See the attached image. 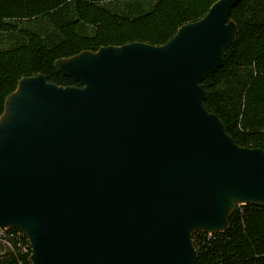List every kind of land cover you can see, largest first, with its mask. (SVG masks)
Masks as SVG:
<instances>
[{"label": "water", "instance_id": "95a60500", "mask_svg": "<svg viewBox=\"0 0 264 264\" xmlns=\"http://www.w3.org/2000/svg\"><path fill=\"white\" fill-rule=\"evenodd\" d=\"M241 1L219 0L163 46L57 61L80 87L19 82L0 118V231L27 237L32 264H196L193 233L264 207V151L204 106Z\"/></svg>", "mask_w": 264, "mask_h": 264}, {"label": "trees", "instance_id": "16d2710c", "mask_svg": "<svg viewBox=\"0 0 264 264\" xmlns=\"http://www.w3.org/2000/svg\"><path fill=\"white\" fill-rule=\"evenodd\" d=\"M219 0H0V118L23 78L80 87L55 64L82 52L130 43L167 44L184 25L201 20ZM236 41L223 67L205 79V108L242 148L264 151V0L231 10ZM196 264H264V207L237 208L227 231L192 235ZM18 229L0 231V264H32Z\"/></svg>", "mask_w": 264, "mask_h": 264}]
</instances>
